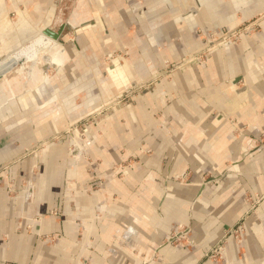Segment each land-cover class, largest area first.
Segmentation results:
<instances>
[{
    "label": "crops",
    "instance_id": "crops-1",
    "mask_svg": "<svg viewBox=\"0 0 264 264\" xmlns=\"http://www.w3.org/2000/svg\"><path fill=\"white\" fill-rule=\"evenodd\" d=\"M143 1L0 0V57L56 22L73 28L50 78L40 58L29 76L0 79V264H264V203L222 262L204 256L246 211L245 190L264 192V141L253 137L264 131V18L65 134L165 60L200 52L198 28L264 11V0ZM126 49L130 58L106 62ZM233 120L249 129L234 136Z\"/></svg>",
    "mask_w": 264,
    "mask_h": 264
},
{
    "label": "rangeland",
    "instance_id": "rangeland-1",
    "mask_svg": "<svg viewBox=\"0 0 264 264\" xmlns=\"http://www.w3.org/2000/svg\"><path fill=\"white\" fill-rule=\"evenodd\" d=\"M72 1V0H71ZM138 4H142L143 0H135ZM264 18V11L260 14L250 18L249 20L244 21L241 25L230 28L227 26H222L220 30L217 31H205L202 28L197 29V34L199 38L204 42V48L197 53H189L183 56L181 59L176 61L165 60L163 66L156 72L149 80L146 82H141L140 84H133L128 90L122 93L118 98L114 99L110 103L99 107L93 114L87 116V118L72 124V126L65 132V134H69L75 128H81L82 126L91 123L96 118H99L107 113H111L115 110V108L119 107L120 104L125 101L131 100L139 94V92H147L155 86V83L162 80L163 78H171L177 71L183 70L189 65L197 64L204 62L208 56L213 52V50L229 45L233 42L239 41L242 36H246L252 32H255L260 29V21ZM54 28L58 29L57 22L46 29ZM60 29V28H59ZM58 29V30H59ZM62 30H65L62 38L58 41L57 45L49 48L48 45L44 47V50H41V53L38 59L34 62H29L24 67L17 66L9 72H13L15 70H21L22 72H26V76H29L28 73L30 70V66H34L38 64L40 58L45 61L42 66V72L46 78H50L57 70L58 66L55 63H52L53 53L60 47L61 45H66L65 36L72 33L73 28L69 25H65ZM44 31V30H43ZM42 31V32H43ZM37 37V36H36ZM34 37V38H36ZM32 38V39H34ZM31 39V40H32ZM29 40V41H31ZM28 42V41H27ZM26 43V42H25ZM24 43V44H25ZM23 45V44H22ZM21 45V46H22ZM17 49V48H16ZM15 50V49H14ZM44 56L50 57V61L47 62ZM130 58L129 51L126 50H118L111 54L110 56H106V62L113 63L114 60H119L120 63L123 62V59ZM54 62V61H53ZM28 65V66H27ZM7 74V73H6ZM249 129V125L243 124L238 125L236 120L232 122V133L234 136H241L243 133ZM255 145H261L264 141V131H259L254 136ZM57 138H51L45 142L46 144L55 141ZM149 152V150H147ZM79 154L86 155L85 152H79ZM131 161V158L128 159ZM8 165H4L0 167V174H5L8 176ZM190 171L186 170L181 178L183 180L190 179ZM27 185V184H23ZM11 187V186H10ZM243 200L247 204V209L244 214L234 223L229 226H226L223 230L219 238L205 251V258L211 260L215 263H220L225 258V251L227 249L228 243L231 239L234 238L235 241L240 242L243 239V236L246 232V220L247 218L256 212L258 207L264 203V192H256L252 189H246L243 194ZM182 225H178L175 231L173 232L172 238L169 239L175 245H179L184 243L182 240V235L180 234V230Z\"/></svg>",
    "mask_w": 264,
    "mask_h": 264
},
{
    "label": "water",
    "instance_id": "water-1",
    "mask_svg": "<svg viewBox=\"0 0 264 264\" xmlns=\"http://www.w3.org/2000/svg\"><path fill=\"white\" fill-rule=\"evenodd\" d=\"M62 29H59L57 31L45 29L36 38L26 42L19 48L1 56L0 79L15 67H24L29 62L36 61L41 53V50H44V47L46 45H48L49 48L57 45L58 41L65 33V30ZM44 58L47 62L50 61V57L44 56Z\"/></svg>",
    "mask_w": 264,
    "mask_h": 264
}]
</instances>
